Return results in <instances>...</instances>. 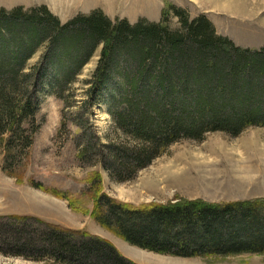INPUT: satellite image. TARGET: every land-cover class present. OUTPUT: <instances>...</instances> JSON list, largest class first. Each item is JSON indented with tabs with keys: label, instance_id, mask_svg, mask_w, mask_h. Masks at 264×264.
<instances>
[{
	"label": "trees",
	"instance_id": "1",
	"mask_svg": "<svg viewBox=\"0 0 264 264\" xmlns=\"http://www.w3.org/2000/svg\"><path fill=\"white\" fill-rule=\"evenodd\" d=\"M98 48L96 66L82 81L85 98L70 122L61 114V128L71 133L73 122L79 160L99 166L113 181L134 179L181 141L200 142L214 132L237 137L249 127H264V46L236 45L204 14L191 18L186 9L169 4L159 21L111 20L95 9L61 22L46 5L0 7L5 174L23 180L28 150L42 124L36 118L41 93L69 107L73 84ZM97 105L110 121L111 131L103 137L90 122ZM30 182L147 251L183 258L264 255V200L134 206L104 193L101 174L93 172L79 193L91 199L87 210L78 207V196ZM0 253L54 264H135L98 235L18 215L0 219Z\"/></svg>",
	"mask_w": 264,
	"mask_h": 264
},
{
	"label": "rangeland",
	"instance_id": "2",
	"mask_svg": "<svg viewBox=\"0 0 264 264\" xmlns=\"http://www.w3.org/2000/svg\"><path fill=\"white\" fill-rule=\"evenodd\" d=\"M91 2V0H85ZM0 0V7L46 5L61 22L77 13L88 14L100 9L111 20L140 18L159 21L169 4L182 7L191 18L206 15L216 32L229 37L236 45L260 49L264 46V0ZM171 26L178 27L175 17ZM100 54L96 49L73 84L69 107L46 91L41 93L37 119L42 122L34 134L24 164L23 180L5 174L0 166V219L12 215L36 217L69 229L85 230L112 242L135 264H264L263 254H242L230 257L183 258L158 254L130 245L101 228L89 215L73 210L67 201L45 189L31 185L40 182L44 188L56 189L73 198L78 207L90 210L91 199L81 196L90 173L102 176L103 192L134 206L150 203L167 204L180 200H201L225 203L264 200V127H249L237 137L222 132L207 134L200 142L184 140L174 144L166 154L140 170L134 179L111 180L99 166H87L78 158L77 128H61V114L73 118L77 106L85 98L82 81L94 70ZM33 58L31 63L36 60ZM90 122L100 136L110 133V121L103 105L94 108ZM69 124V123H68ZM92 128V129H93ZM60 130V131H59ZM0 264H54L33 261L0 253Z\"/></svg>",
	"mask_w": 264,
	"mask_h": 264
},
{
	"label": "bare ground",
	"instance_id": "3",
	"mask_svg": "<svg viewBox=\"0 0 264 264\" xmlns=\"http://www.w3.org/2000/svg\"><path fill=\"white\" fill-rule=\"evenodd\" d=\"M83 3H85L86 5H92L93 4V0H91V2H86L85 0H81Z\"/></svg>",
	"mask_w": 264,
	"mask_h": 264
}]
</instances>
